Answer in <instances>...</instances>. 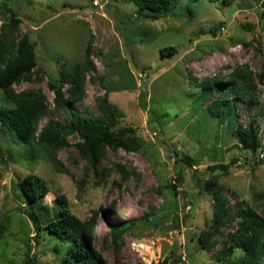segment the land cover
Instances as JSON below:
<instances>
[{
	"label": "rangeland",
	"instance_id": "1",
	"mask_svg": "<svg viewBox=\"0 0 264 264\" xmlns=\"http://www.w3.org/2000/svg\"><path fill=\"white\" fill-rule=\"evenodd\" d=\"M13 17L19 19L17 36L36 44L38 65L31 79L14 90L46 97L49 112L39 127L50 121L71 124L64 109H54L50 85L61 84L75 63L89 57L96 70L86 73L84 96L69 109L82 117L98 116L99 100L108 93L109 102L123 113L114 117V130L133 128L140 149L107 148L95 170L79 154L78 134L65 133L68 145L52 155L38 146L20 152L0 124V226L7 228L0 264H63L68 253L66 247L54 249L57 240L46 223L37 227L29 217L20 191L28 175L50 187L30 207L39 218L54 219L61 196L80 220L97 214L89 246L107 264L166 258L169 264H222L216 256L223 244L211 249L199 244L213 223L211 191L220 190L231 204L226 242V234L238 227L234 214L239 207L264 213V118L257 115L264 101L257 78L264 70V0H235L230 6L222 0H179L156 21L139 18L138 8L127 0H0V33ZM166 46L179 53L162 56ZM243 66L254 74L257 101L234 96L235 112L225 109L220 119L209 117L206 108L223 95L196 108L201 90L194 79L226 78ZM63 82L68 96L70 81ZM12 106L0 91V108ZM251 124L259 137L255 150L237 138V131ZM184 156L192 158V169L182 168ZM221 165L227 172L212 173L213 166ZM212 178L216 182L209 186ZM117 224L127 227L120 249L111 234Z\"/></svg>",
	"mask_w": 264,
	"mask_h": 264
},
{
	"label": "trees",
	"instance_id": "2",
	"mask_svg": "<svg viewBox=\"0 0 264 264\" xmlns=\"http://www.w3.org/2000/svg\"><path fill=\"white\" fill-rule=\"evenodd\" d=\"M179 0H127L138 8L139 18L156 21L161 16L166 15L172 9V4ZM202 0H192L201 2ZM230 6L235 0H222ZM19 19L13 17L9 24L3 26L0 33V91L12 103L11 108H0V124L6 128V135L10 138L12 145L18 147L19 151L28 147L38 146L45 153L52 155L56 149L68 145L65 133L78 134L81 142L76 144L79 154L97 168L100 161L105 157L106 149H124L128 152H137L140 149V140L134 136L133 128H122L114 130L117 122L113 119L116 116L123 117L122 111L109 102V94L106 93L99 100L100 114L95 117H82L69 109V106L84 96L85 75L88 71H95L96 68L89 57L84 62H77L73 65L71 73L63 77L61 84H51L54 90V109L60 107L71 118V124L61 127L54 121L40 128L39 122L49 112L47 99L42 92L34 90L16 92L14 85L22 80H30L33 70L37 67L36 44L31 42L26 36L19 37ZM179 53L175 46H166L160 50L164 57H173ZM254 74L243 66L235 69L226 78L216 76L204 82L194 79L195 87L200 89V93L194 100L196 108L202 107L206 100L212 96L223 95L211 102L206 108V113L213 119H220L226 109L228 114H233L236 109L234 96H248L251 101H257V86L254 83ZM260 84L263 86L264 95V70L257 75ZM70 81L68 88L69 95H65L63 81ZM264 118V101L257 114ZM239 143L244 148L255 150L259 145L258 132L254 124L249 128H242L237 131ZM182 168H193V160L190 156H184L179 160ZM181 168V171L183 169ZM227 172L224 165L213 166L212 173L216 170ZM208 185L215 184L216 179L209 180ZM168 187L175 188L171 184ZM20 191L26 202L29 217L37 225L46 223L53 238L57 240L56 251L66 247L67 256L63 264H107L101 254L96 249L89 246L91 234L94 229L97 214L89 220L82 221L69 209L64 197L57 198L58 211L52 220L40 217L30 210L32 203L38 198L50 193V187L44 179L37 175H28L20 183ZM214 200L215 210L213 212V223L208 230L199 236V244L203 248H214L223 244L224 248L217 253L216 259L222 264H264V213L260 214L256 210L246 207H239L235 212L239 219L235 232L226 234L227 242L224 240V228L232 223L231 204L226 196L218 189L211 191ZM41 221V222H40ZM6 226H0V244L4 239ZM125 225H112L111 234L115 246L120 249V240L126 232ZM220 236L222 240H216ZM226 247V248H225ZM146 264V263H142ZM150 264H169L166 258L161 262Z\"/></svg>",
	"mask_w": 264,
	"mask_h": 264
},
{
	"label": "built area",
	"instance_id": "3",
	"mask_svg": "<svg viewBox=\"0 0 264 264\" xmlns=\"http://www.w3.org/2000/svg\"><path fill=\"white\" fill-rule=\"evenodd\" d=\"M94 4H95V6H97L98 5V1L94 2Z\"/></svg>",
	"mask_w": 264,
	"mask_h": 264
}]
</instances>
